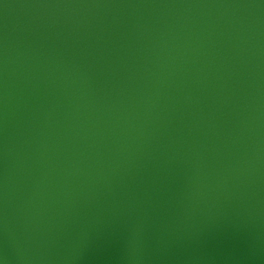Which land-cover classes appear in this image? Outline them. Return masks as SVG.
I'll return each instance as SVG.
<instances>
[{"label": "water", "instance_id": "1", "mask_svg": "<svg viewBox=\"0 0 264 264\" xmlns=\"http://www.w3.org/2000/svg\"><path fill=\"white\" fill-rule=\"evenodd\" d=\"M0 264H264V0H0Z\"/></svg>", "mask_w": 264, "mask_h": 264}]
</instances>
